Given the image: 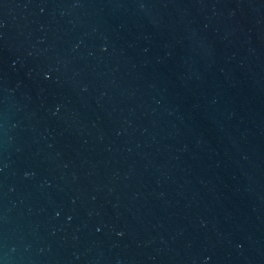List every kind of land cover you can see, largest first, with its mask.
<instances>
[{"label":"water","instance_id":"95a60500","mask_svg":"<svg viewBox=\"0 0 264 264\" xmlns=\"http://www.w3.org/2000/svg\"><path fill=\"white\" fill-rule=\"evenodd\" d=\"M0 264H264V0H0Z\"/></svg>","mask_w":264,"mask_h":264}]
</instances>
